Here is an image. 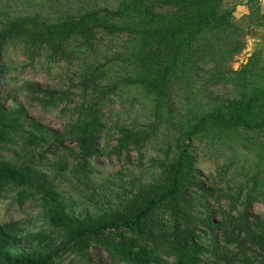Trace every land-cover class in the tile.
<instances>
[{
    "label": "trees",
    "instance_id": "1",
    "mask_svg": "<svg viewBox=\"0 0 264 264\" xmlns=\"http://www.w3.org/2000/svg\"><path fill=\"white\" fill-rule=\"evenodd\" d=\"M19 1L0 0V199L37 202L46 229L1 226L0 264H264L261 50L231 67L264 28L259 3L236 19L233 0ZM9 48L23 69L76 67L75 91L21 83ZM16 83L39 109L62 106L61 131L5 105ZM217 85L230 97L210 98ZM115 103L134 118L112 121ZM111 157L132 169L95 180L94 161Z\"/></svg>",
    "mask_w": 264,
    "mask_h": 264
},
{
    "label": "rangeland",
    "instance_id": "2",
    "mask_svg": "<svg viewBox=\"0 0 264 264\" xmlns=\"http://www.w3.org/2000/svg\"><path fill=\"white\" fill-rule=\"evenodd\" d=\"M82 2V0H80ZM67 3L70 7H78L79 2L76 0H61L59 3V8ZM14 5V4H13ZM15 6V5H14ZM16 6L20 7L15 9L16 11H21L22 6L20 1L17 0ZM15 6V7H16ZM250 37L244 38L245 48L232 62L231 67L233 70H237L243 64H245L246 59L249 57V54H252L255 50L257 51V44H253ZM116 44L110 43L109 46L114 48ZM264 61V50H261ZM5 59L13 67H17L20 71L15 73L18 74L20 82L31 83L34 87L42 90L50 89L57 91H75L77 85V69L76 67L67 66L63 63L56 65H50L42 69H23L25 63V58L21 55L18 50L9 48L5 53ZM21 69H23L21 71ZM21 82V83H22ZM21 83H16L15 86L11 88L14 92V96L11 99L5 101L7 107L11 106H22L24 107L29 115L38 119L41 124L46 126L48 129L59 132L63 129L64 124L68 121L69 115L61 112L62 106L57 109H49L43 111L39 109L38 105L32 100L33 97L29 92H26L24 89L19 90ZM1 92L5 93L8 91L4 85L1 86ZM207 95H210V98L219 97L221 99H227L230 97V89L228 87L222 86H211L206 90ZM115 112L110 115V119L114 122H130L134 117L128 114H122L117 112L119 110L118 105L115 103L113 106ZM118 109V110H117ZM111 145L114 142H110ZM146 155L154 156L155 153L149 151ZM209 153L206 150L197 151V168L201 173L202 178L207 181L208 186H212L210 177L215 176V162L213 160H208ZM132 158H135V155L132 154ZM96 164L95 167V180L102 182L104 179H108L111 182L116 180V176L125 174L126 171L131 170L132 167L124 164V162L116 160V158L111 157L108 159L101 158L94 161ZM145 164L143 168H145ZM135 173H139L138 170ZM37 202H27L22 207L15 201V194L12 192H7L4 199H0V227L8 226L12 223L13 226L19 229L22 232H35L41 229H46L40 219V210ZM254 213H257L264 216V210L261 206H253ZM11 224V225H12ZM19 247L22 248V242L19 244ZM104 257V256H103ZM105 258V257H104ZM62 264H84L75 259H72L71 256H65ZM104 264H109L108 261L104 260Z\"/></svg>",
    "mask_w": 264,
    "mask_h": 264
},
{
    "label": "crops",
    "instance_id": "3",
    "mask_svg": "<svg viewBox=\"0 0 264 264\" xmlns=\"http://www.w3.org/2000/svg\"><path fill=\"white\" fill-rule=\"evenodd\" d=\"M236 3L235 11H234V17L236 19H239L245 15L248 14L246 3L247 0H233ZM259 3L261 13L264 14V0H255ZM254 32L256 33V36L250 37V41L258 47L257 50H264V28H255ZM256 51V50H255ZM262 52V51H261ZM250 55V54H249ZM263 55V53H262Z\"/></svg>",
    "mask_w": 264,
    "mask_h": 264
}]
</instances>
